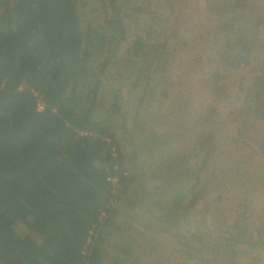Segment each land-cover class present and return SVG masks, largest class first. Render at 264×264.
<instances>
[{
  "label": "trees",
  "instance_id": "1",
  "mask_svg": "<svg viewBox=\"0 0 264 264\" xmlns=\"http://www.w3.org/2000/svg\"><path fill=\"white\" fill-rule=\"evenodd\" d=\"M78 1L13 0L7 8L0 0V264H104L100 228L119 230L117 216L135 208L127 193L133 185L151 207L176 192L172 207L164 209L168 226H157L174 240L182 236L179 226L186 215L176 211L187 198L199 201L218 192L215 203L220 204L229 192L240 196L249 186L264 192V130L257 129L264 123V15L259 14L258 0H206L209 31L198 38L206 40L199 48L211 65L203 84L210 103L195 124L192 146L182 155L159 160V165L152 161V185L141 183L131 164L138 155L151 160L153 151L143 142L125 157L111 127L110 118L122 114L119 93L112 95L107 119L95 115L110 59L91 66L93 47L104 36L96 32L95 40L83 38ZM137 1L107 0L109 30L134 58L154 38L152 22L164 24L158 38L168 22L146 0L135 6ZM141 12L149 21L147 30L137 23ZM163 38L151 45L167 55L174 38ZM202 56L197 52L194 62ZM227 72L239 73L232 89ZM38 101L44 104L42 111L37 110ZM225 114L231 117V129L221 118ZM236 204L242 207L241 201ZM236 215L241 220L230 226L231 240L244 238L253 224L244 219L247 210L238 209ZM261 218L262 213L256 219ZM15 223L37 239L19 235ZM220 223L225 225V218ZM262 229L257 230L260 238ZM190 234L202 242V234ZM130 241L123 237L117 247L123 264L131 262ZM260 242L243 240L236 251L249 252ZM203 247L193 246V254L186 250L185 259L230 264L218 255L208 257Z\"/></svg>",
  "mask_w": 264,
  "mask_h": 264
},
{
  "label": "rangeland",
  "instance_id": "2",
  "mask_svg": "<svg viewBox=\"0 0 264 264\" xmlns=\"http://www.w3.org/2000/svg\"><path fill=\"white\" fill-rule=\"evenodd\" d=\"M4 2L5 7L9 8L13 0ZM130 2L132 7V1ZM145 2L150 7L154 6L156 13L167 18V30L162 35L168 37L172 35L174 38L167 55L162 49L153 50L151 45L156 42L162 43L164 39L163 36L156 37V33L161 32L160 28L164 25L159 19L152 22L155 33L152 34L154 38L150 40L147 50L139 58H134L126 44H118L117 38L109 30L107 19L110 18V8L107 6V0H79L76 10L80 16V31L84 39L89 35L95 40L96 32L104 36V40H97L93 47L91 66L97 67L106 57L110 59L108 68L101 77L102 88L97 95L95 115L97 118L107 119L112 95L119 93L122 114H114L110 118L111 127L120 140L122 154L125 157L131 155L135 145L143 142L147 143L148 150L153 151L151 160L138 155L136 164L135 162L131 164V172L137 174L138 180L146 185H152L149 175L152 161L159 165V160H167L175 154L182 155L192 146L195 124L199 120V115L206 113V106L210 103L206 102L208 98L203 90L205 87L203 84L206 80V71L211 65L206 59L207 52L202 53L199 48L206 40L198 38L209 31V19L207 20L205 11L206 0H167L166 4L165 0ZM140 4L141 1L138 0L134 5ZM257 7L259 14L264 15V0H258ZM144 15L142 12L139 13L137 23L143 24L142 28L147 30L149 21ZM197 52L203 56L199 62H194ZM238 74L227 72L226 83L229 88L235 87L233 82L237 81ZM91 75L90 83L95 78L93 74ZM221 118L230 129L234 126L229 123L231 117L225 114ZM257 129L260 132L264 130V123H258ZM259 162L262 160L259 159ZM139 175H143L144 178ZM184 180L185 177L180 179L176 188ZM258 190L249 186L243 189L240 196L229 192L227 200L220 204L215 203L218 192H211L199 201L187 198L176 211L178 216H182L183 213L186 215L179 226L182 236L174 240L166 232L157 230V226H168V222L164 221L165 210L172 207L176 192L174 190L168 192L161 198L159 204L151 207L149 203L139 198L141 192L133 185L127 193L134 201L135 208L129 209L126 215L117 216L119 230L114 227L100 228L102 238L99 246L103 263L123 264L124 255L118 252L117 247L123 237H130L129 253L131 262L133 261L131 264H202L185 259L187 251L194 253L193 246L197 248L204 246L207 248L205 253H208V257L212 254L218 255L230 264H264V233L261 237L262 242L260 235L257 234V230L264 226V192ZM245 197L247 201L244 200ZM240 201L242 207L236 204ZM238 209L247 210L244 219L250 224L253 223L246 229V240L245 237L231 240L233 230L230 226L241 220L236 217ZM261 213V220H257ZM221 218H225L223 226L220 223ZM13 228L21 236L30 235L37 239L36 235L29 232L21 223H15ZM194 231L203 235L202 242H198L196 236L190 234ZM147 239L155 242L147 243ZM243 240L250 243L260 242V245L252 246L249 252L236 251L238 244Z\"/></svg>",
  "mask_w": 264,
  "mask_h": 264
},
{
  "label": "built area",
  "instance_id": "3",
  "mask_svg": "<svg viewBox=\"0 0 264 264\" xmlns=\"http://www.w3.org/2000/svg\"><path fill=\"white\" fill-rule=\"evenodd\" d=\"M44 109V104L40 101L37 102V110L38 111H42ZM108 181H111L112 183H115L116 182V179H109L107 178Z\"/></svg>",
  "mask_w": 264,
  "mask_h": 264
}]
</instances>
